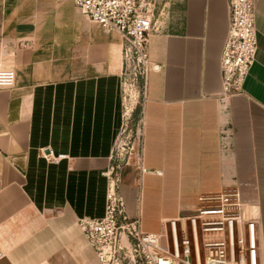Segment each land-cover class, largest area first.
<instances>
[{"label":"crops","instance_id":"obj_1","mask_svg":"<svg viewBox=\"0 0 264 264\" xmlns=\"http://www.w3.org/2000/svg\"><path fill=\"white\" fill-rule=\"evenodd\" d=\"M255 4L256 62L245 92L224 98L229 0H166L135 112L141 158L122 170L120 191L146 232L201 195L238 193L264 264V0ZM0 67L16 76L0 89V264H99L79 219L105 214L123 123L121 35L73 0H0Z\"/></svg>","mask_w":264,"mask_h":264},{"label":"built area","instance_id":"obj_2","mask_svg":"<svg viewBox=\"0 0 264 264\" xmlns=\"http://www.w3.org/2000/svg\"><path fill=\"white\" fill-rule=\"evenodd\" d=\"M73 1L87 19L100 24L106 32L121 35L122 76L130 77L138 87L131 108L123 103V115L131 114L138 106H143L147 98L148 75L154 68L149 59V37L162 28L155 15L156 12L165 15L166 0ZM229 16V30L221 55V96L224 98L245 92V82L259 49L255 0H229ZM15 79L14 69L0 67V89L14 87ZM141 112L143 114V110ZM140 120L141 156L143 115ZM114 149L112 158L116 163L104 173L109 179L105 214L101 218L79 219L99 264H109L116 254L120 256L124 238L136 264H262L259 223L245 217L238 193L201 195L192 212L162 218L158 232L144 231L140 218L132 219L127 214L126 201L120 191L121 178L115 171L116 165L119 167L125 158L119 157ZM65 156L60 154L52 160Z\"/></svg>","mask_w":264,"mask_h":264},{"label":"rangeland","instance_id":"obj_3","mask_svg":"<svg viewBox=\"0 0 264 264\" xmlns=\"http://www.w3.org/2000/svg\"><path fill=\"white\" fill-rule=\"evenodd\" d=\"M156 12L155 18L157 19L160 15ZM138 95V87L134 85L130 77L121 76V102H122V113L124 114V101L128 108L132 106V101L134 97ZM124 96H127V99L124 100ZM131 98V101L129 100ZM139 107V106H138ZM135 112H132L128 115H123V123L120 127L118 137L115 141V153L121 157L125 158L119 165H116L115 171L119 173L120 178H122V170L126 165H138L140 161V133H141V118L135 115ZM124 249L122 250L120 256L118 254L112 258L109 264H136L135 259L131 253V247L127 243L126 239L123 240ZM119 258V260H118ZM118 260V261H117Z\"/></svg>","mask_w":264,"mask_h":264}]
</instances>
